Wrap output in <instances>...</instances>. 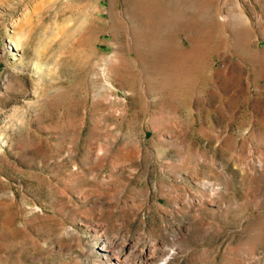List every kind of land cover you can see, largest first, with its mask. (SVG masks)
I'll return each instance as SVG.
<instances>
[{"label": "rangeland", "instance_id": "1", "mask_svg": "<svg viewBox=\"0 0 264 264\" xmlns=\"http://www.w3.org/2000/svg\"><path fill=\"white\" fill-rule=\"evenodd\" d=\"M0 264H264V0H0Z\"/></svg>", "mask_w": 264, "mask_h": 264}]
</instances>
